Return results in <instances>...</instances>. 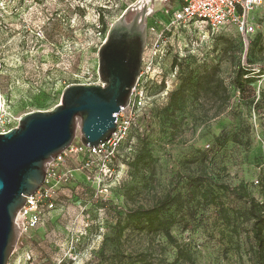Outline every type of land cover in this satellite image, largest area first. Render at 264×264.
Masks as SVG:
<instances>
[{
  "label": "rangeland",
  "instance_id": "rangeland-1",
  "mask_svg": "<svg viewBox=\"0 0 264 264\" xmlns=\"http://www.w3.org/2000/svg\"><path fill=\"white\" fill-rule=\"evenodd\" d=\"M151 1L0 0V88L11 119L8 127H16V120L28 113L52 110L70 85L98 83L99 51L111 25L129 7L140 2L150 5ZM161 4V0H153L147 21L163 22L159 25L162 51L157 53L158 44L149 36L146 58L161 67L164 78L177 83L175 88V61L192 64L196 72L202 66L220 64L231 94L230 105L218 118L194 125L197 111L190 103L177 113L175 126L165 115L168 98L158 80L151 81L148 94L152 111L141 119L147 133L130 139L132 150L130 140L123 145L122 157L114 167L122 172L121 183L109 188L112 182H106L111 197L101 199L96 195V184L84 182L74 172L70 183L60 186L57 211L19 243L9 264H119L113 252L122 245L124 251L131 249L127 241L116 238L117 224L128 209L149 206L168 194L171 201L165 216L181 221L173 235L192 252L194 264H251V223L244 217L234 220L233 231L221 219L218 207L191 200L190 180L200 164H205L202 170L207 176L203 180L230 187L244 185L264 202V104L255 107L264 91V12L255 14L257 33L245 39L235 26L211 36L192 22L173 25L164 14L153 13ZM259 35L263 54L255 46ZM240 68L251 69L256 76L252 91L246 95L234 85ZM234 135L239 142L233 141ZM141 152L151 156L150 163L134 169L133 159ZM68 168L76 170L77 165L71 161ZM217 192L230 212L245 215L246 200L232 192ZM132 245L138 247L137 242ZM156 248L155 264L174 261L176 250L165 238L157 241Z\"/></svg>",
  "mask_w": 264,
  "mask_h": 264
},
{
  "label": "water",
  "instance_id": "water-1",
  "mask_svg": "<svg viewBox=\"0 0 264 264\" xmlns=\"http://www.w3.org/2000/svg\"><path fill=\"white\" fill-rule=\"evenodd\" d=\"M129 7L111 25L99 51L100 83L70 85L50 111L31 112L0 133V264H9L20 236L16 219L47 178L49 164L77 140L96 148L116 130V114L129 105L148 41L145 15L131 21ZM1 67V64H0ZM2 94L0 88V111Z\"/></svg>",
  "mask_w": 264,
  "mask_h": 264
},
{
  "label": "built area",
  "instance_id": "built-area-1",
  "mask_svg": "<svg viewBox=\"0 0 264 264\" xmlns=\"http://www.w3.org/2000/svg\"><path fill=\"white\" fill-rule=\"evenodd\" d=\"M161 8L156 14H164L173 25L195 23L208 30L209 35L216 36L230 26H235L238 33L245 39L257 33L258 21L255 14L260 10L264 12V0H161ZM262 17V16H261ZM163 22H147L148 37L155 40L157 53L162 50ZM165 31V29H164ZM42 37L43 33L40 32ZM177 71H173L172 78L176 79ZM158 80L161 85L165 83L163 95L168 98L177 83L164 78L161 67L154 64L153 59L143 56L141 72L136 86L132 91L130 103L116 114V130L108 141L96 148L84 146L80 140L74 142L69 149L59 155L49 164L45 184L32 196L26 198V204L19 211L16 219L20 242L30 236L32 232L43 225L47 218L57 211L56 198L59 196L60 186L68 185L73 173L78 172L86 183H95L96 195L103 200L111 197V190L106 182L111 180L110 187L121 183V171L114 169L121 149L131 138L143 134L146 130L144 121H140L152 108V98L148 94V84ZM100 83V81L98 82ZM90 85V84H89ZM20 118L16 121L19 122ZM11 123L9 114L2 100L0 111V133H7ZM15 128V127H14ZM134 135V136H133ZM129 150H132V140ZM73 161L77 168H68Z\"/></svg>",
  "mask_w": 264,
  "mask_h": 264
},
{
  "label": "trees",
  "instance_id": "trees-1",
  "mask_svg": "<svg viewBox=\"0 0 264 264\" xmlns=\"http://www.w3.org/2000/svg\"><path fill=\"white\" fill-rule=\"evenodd\" d=\"M222 34L223 32L218 35ZM260 43L261 35L256 37L255 46H259L260 53L263 54ZM225 50H228V46ZM173 69V71H177L178 86L170 92L165 109L167 120L173 125L178 124L177 113L185 111L190 103L197 111L193 114L194 125L199 121L203 124L209 123L226 111L231 103V94L222 78L220 64L205 65L196 72L192 64L175 61ZM252 73L253 71L248 68L238 70L234 85L241 95H246L252 91L251 85L256 82V76ZM160 86L163 92L165 83ZM260 104H264V91L261 100L255 103V107ZM146 133L147 126L144 133L138 134L134 139L143 138ZM233 141L239 142L236 135L233 136ZM150 157L145 152L137 154L132 162L134 169L139 170L142 166H147L150 163ZM204 167L205 164H200L197 175L190 180L191 200L202 206L218 207L221 219L226 226L232 227L233 231L236 230L234 220L239 221L241 217H244V220L249 221L252 240L250 262L251 264H264V202H260L252 196L244 185L230 187L224 183L213 184L203 180L202 177L206 175V170H202ZM262 187H264V178L262 179ZM217 191L223 194L232 192L239 199L246 200L248 208L244 213L245 215L230 212L221 200L222 195ZM170 201L171 195L168 194L163 198H156L149 206H136L127 210L124 220H121L116 226V238L127 241L131 250H122V241L120 242L121 248L119 247L112 254L119 264H155L156 243L160 238H165L176 250V257L171 264H194L192 252L173 235V229L181 221L173 216H165ZM132 242H137L138 247L133 246Z\"/></svg>",
  "mask_w": 264,
  "mask_h": 264
},
{
  "label": "flooded vegetation",
  "instance_id": "flooded-vegetation-1",
  "mask_svg": "<svg viewBox=\"0 0 264 264\" xmlns=\"http://www.w3.org/2000/svg\"><path fill=\"white\" fill-rule=\"evenodd\" d=\"M152 3L149 5L148 3H145V2H140V3H137L136 4V9H134V10H132L130 13H128V15H127V19H128V17L130 16V15H132L133 14V17L135 16V14L137 13V12H141V13H143L144 15H145V20H146V23L148 22L147 21V19H148V16H149V14L152 12V7H153V0L151 1ZM161 6H162V4H161ZM161 6H160V8H161ZM159 8V9H160ZM158 9V10H159ZM158 10H154L153 11V13H155L156 11H158ZM132 17V18H133ZM132 20V19H131ZM131 20H128V21H131Z\"/></svg>",
  "mask_w": 264,
  "mask_h": 264
},
{
  "label": "bare ground",
  "instance_id": "bare-ground-1",
  "mask_svg": "<svg viewBox=\"0 0 264 264\" xmlns=\"http://www.w3.org/2000/svg\"><path fill=\"white\" fill-rule=\"evenodd\" d=\"M159 1V0H158ZM157 5H160V3H158Z\"/></svg>",
  "mask_w": 264,
  "mask_h": 264
}]
</instances>
